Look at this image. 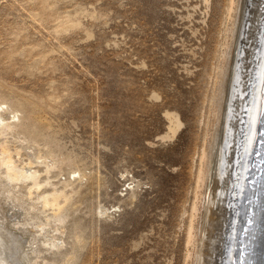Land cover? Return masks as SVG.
<instances>
[{"label":"rangeland","instance_id":"rangeland-1","mask_svg":"<svg viewBox=\"0 0 264 264\" xmlns=\"http://www.w3.org/2000/svg\"><path fill=\"white\" fill-rule=\"evenodd\" d=\"M229 1L0 0V157L38 183L0 162L24 264L214 263L207 198L255 10Z\"/></svg>","mask_w":264,"mask_h":264},{"label":"bare ground","instance_id":"bare-ground-1","mask_svg":"<svg viewBox=\"0 0 264 264\" xmlns=\"http://www.w3.org/2000/svg\"><path fill=\"white\" fill-rule=\"evenodd\" d=\"M252 3L254 4L255 10L251 11L252 15L249 16L245 25L248 28L245 32V45L247 47L245 49L244 46L245 50L242 49L243 52L241 54L240 52H236L230 69V81H228L229 86L228 91H226L228 93L225 98L226 102L222 115L221 137H217L221 138V140L218 141L220 142L217 145L218 148L216 147L217 159L212 175L214 174L213 176L217 178L218 182H223L219 183L215 194L212 196L210 192L207 198L206 218L214 204L221 207L224 206L225 209L224 217H222L223 221L221 222L222 226L220 225L218 253L217 251L214 252L217 253V257H215L216 259L213 264H230L235 240V229L238 224L236 220L241 210L240 206L237 205V202L240 200L238 197H240L242 189L244 188V178L247 171L251 172V169L248 170L250 168L248 152L254 142L264 68V0H255ZM229 5L231 6V3ZM237 45L239 46V44ZM237 57H239V60H237ZM263 136L264 134L261 133L259 138L262 139ZM6 151V147L1 151L5 156L0 157V162L3 163L7 170L12 171L11 178L14 180L30 179L33 185L38 186L35 179L36 171H31L30 168H17L10 154ZM245 151L246 154L242 158V154ZM202 175V171L200 170L197 176L198 180ZM42 198L45 203L48 202L47 196L42 195ZM191 210L192 212L196 210V206L193 205ZM191 216L195 215L191 214ZM58 220L60 223L63 221L61 218ZM188 225L186 243L190 241L192 236L193 226L191 223ZM245 235L243 241H250V235L247 232ZM18 239L16 240L17 243L19 242ZM16 241L14 235L0 229V264H24L22 258L23 253L21 254V249H19ZM248 244L249 246L251 245L250 242ZM227 256L228 260L226 261ZM198 264H202L201 253L198 256Z\"/></svg>","mask_w":264,"mask_h":264},{"label":"water","instance_id":"water-1","mask_svg":"<svg viewBox=\"0 0 264 264\" xmlns=\"http://www.w3.org/2000/svg\"><path fill=\"white\" fill-rule=\"evenodd\" d=\"M261 133L264 134V68L254 142L248 152V170L251 172L247 171L244 188L238 197L237 205L241 210L236 220L238 224L230 264H264V136L260 139ZM245 154L246 151L242 158ZM246 232L250 241H243Z\"/></svg>","mask_w":264,"mask_h":264}]
</instances>
